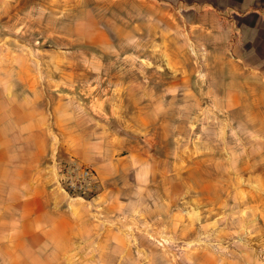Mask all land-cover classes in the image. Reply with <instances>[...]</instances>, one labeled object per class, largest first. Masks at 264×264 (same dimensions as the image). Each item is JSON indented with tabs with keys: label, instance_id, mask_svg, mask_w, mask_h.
<instances>
[{
	"label": "crops",
	"instance_id": "crops-1",
	"mask_svg": "<svg viewBox=\"0 0 264 264\" xmlns=\"http://www.w3.org/2000/svg\"><path fill=\"white\" fill-rule=\"evenodd\" d=\"M144 4L151 7L152 38L162 39L164 53L177 52L180 39L192 38L199 47L198 71L174 65L172 70L179 75H172V80L179 78L183 85L196 80L199 100L211 103L212 114L227 120L237 138L245 136L241 144L232 141L225 147L230 149V180L240 183L239 204L231 213L241 216L237 227L247 230L244 246L232 247L229 253L200 251L197 260L264 264V0ZM105 36L103 44L108 43ZM35 118L29 95L20 99L12 89L2 95L0 264H154L165 254L155 252L151 242L139 236L144 226L160 237V244L171 241L175 229L181 230L184 243L190 242L191 222L184 210L146 206L150 194L145 186L139 191L118 186L116 179L128 178L132 169L135 182L155 181L164 160L156 150L127 153L121 139L115 144L111 137L110 148H104L95 139L78 141L71 136L59 143L61 159L51 158L45 112L38 115L39 125L32 122ZM144 130L142 140L149 135L157 143L156 132ZM72 160L94 169L98 191L80 197L61 189L57 163ZM163 177L174 180V175ZM167 256L162 262L171 264Z\"/></svg>",
	"mask_w": 264,
	"mask_h": 264
},
{
	"label": "rangeland",
	"instance_id": "rangeland-1",
	"mask_svg": "<svg viewBox=\"0 0 264 264\" xmlns=\"http://www.w3.org/2000/svg\"><path fill=\"white\" fill-rule=\"evenodd\" d=\"M146 1L155 0H0V99L11 89L20 99L29 95L35 125L45 112L51 158L61 159L59 143L71 136L95 139L104 148L111 137L115 144L121 139L127 153L156 150L164 160L155 181L135 182L132 169L128 178L116 179L118 186H145L146 206L184 210L190 219L189 243L180 229L163 244L146 226L139 231L165 254L154 264H164L167 255L171 264H199L200 251L244 246L247 230L231 213L240 183L230 180L225 147L245 136L237 138L227 120L212 114L211 103L199 100L196 80H172L179 75L174 65L198 71L199 47L192 38L180 39L177 52L164 53L162 39L152 38ZM147 127L157 143L149 135L142 140Z\"/></svg>",
	"mask_w": 264,
	"mask_h": 264
},
{
	"label": "built area",
	"instance_id": "built-area-1",
	"mask_svg": "<svg viewBox=\"0 0 264 264\" xmlns=\"http://www.w3.org/2000/svg\"><path fill=\"white\" fill-rule=\"evenodd\" d=\"M61 189L72 196H86L97 189L96 172L88 166L79 164L77 161L69 163H57Z\"/></svg>",
	"mask_w": 264,
	"mask_h": 264
}]
</instances>
